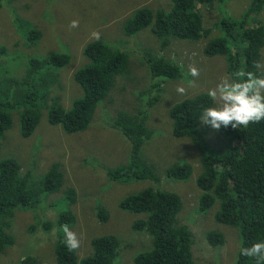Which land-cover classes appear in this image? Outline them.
Returning a JSON list of instances; mask_svg holds the SVG:
<instances>
[{
	"label": "trees",
	"instance_id": "1",
	"mask_svg": "<svg viewBox=\"0 0 264 264\" xmlns=\"http://www.w3.org/2000/svg\"><path fill=\"white\" fill-rule=\"evenodd\" d=\"M226 1L170 0L169 10L141 7L125 21L121 30L125 36L131 37L149 28L150 34L159 40L161 50L168 48L173 39L205 40L203 54L206 57H223L228 76L240 69L259 75L261 72L255 65L261 60L264 26L259 22L251 24L249 19L262 10L264 0H251L239 18H221L216 26L222 35L210 38L201 9H211L215 4ZM17 22L19 27L23 26ZM24 26L28 31L23 36L35 45L42 32L29 24ZM6 48L9 49L0 44V58L5 56ZM82 54L88 63L73 73V82L81 91V96L73 101L63 91L54 92L55 89H63L59 71L71 62L67 53L29 57L26 67L19 68L17 76H10L7 72L0 76V142L12 127L14 117L19 122L21 136H31L43 110L47 111V122L60 126L67 134L89 128L98 105L106 101L114 89L117 76L129 73V56L101 39L87 43ZM150 55L147 66L152 91L159 92L157 81L182 77V68L176 62L160 54ZM65 99L66 106L71 104L68 109L62 104ZM159 99L154 95L148 99L145 110H138L135 114L118 111L113 118L110 127L125 138L130 153L129 161L107 167L106 179L108 177L124 185L134 181L160 182L155 166L141 155L142 146L152 135L146 123L147 109L156 106ZM210 106L212 102L207 92L174 103L168 109L171 135L175 139H189L199 150L201 173L196 186L201 194L198 212H208L217 201L214 221L219 226L235 229L239 236L240 245L234 264H255L251 258L237 257L241 246H250L264 239V120L250 123L246 128L221 127L218 131L226 144L221 148H210L205 141L209 127L198 120L201 110ZM34 170L35 167H31L23 171L20 163L11 157L0 159V255L14 244L8 230L15 211L36 209L47 196L62 190L67 208L58 213L54 222L46 221L41 226L37 221L29 230L33 232L39 225L44 232L54 233V241L48 242L51 251L54 250L55 264H113L119 247L114 234L93 238L91 254L82 259H78L76 249L68 250L62 226L70 228L76 221V215L69 208L76 202L75 185H67L63 165L59 162L50 164L38 179L33 178ZM191 174L192 166L185 161L173 163L164 171L167 178L177 181H186ZM107 181L103 182L106 187L109 186ZM119 208L130 214L143 215L132 222L131 228L144 231L151 237V248L134 256L133 264H195L191 250L193 233L179 221L182 201L177 194L146 187L126 194L120 200ZM95 216L100 222H106L109 213L98 205ZM205 237L211 246L224 242V235L219 230H210ZM21 264L37 262L35 258L27 257Z\"/></svg>",
	"mask_w": 264,
	"mask_h": 264
},
{
	"label": "rangeland",
	"instance_id": "2",
	"mask_svg": "<svg viewBox=\"0 0 264 264\" xmlns=\"http://www.w3.org/2000/svg\"><path fill=\"white\" fill-rule=\"evenodd\" d=\"M250 1L228 0L223 4H215L211 9H201L204 27L210 30L209 37L221 36L217 22L224 16L239 18ZM0 3V44L9 47L6 48L5 56L0 58V76L4 72L17 76L19 68L24 67L29 57L67 53L71 56V62L59 71L63 89H55L54 92L63 91L73 101L81 96V91L72 76L88 63L82 50L87 43L97 39L93 33L99 35L98 39L129 56V73L117 76L114 89L109 98L98 105L88 129L67 134L60 126L50 125L47 111L43 110L31 136H21L19 122L14 117L12 127L0 142V159L3 156L15 159L23 171L35 167L32 173L34 179L41 177L53 162L63 165L67 185H75L76 190V202L69 207L76 215V221L69 230L79 240V247L76 248L78 259L91 254L90 242L93 238L108 234L116 235L119 240L118 255L113 264H133L134 256L149 250V234L131 228L132 222L143 215L121 210L120 213L126 216V223L122 225L123 220L114 215V207L126 194L151 187L173 192L180 197L182 210L178 218L193 233L191 250L195 264H234L240 245L239 236L235 229L219 226L214 221L213 213L218 210L217 201L208 212H198V197L201 194L196 186V179L201 173L199 150L189 139L172 137L168 117V109L174 103L207 92L229 77L224 58L219 55L206 57L203 54L205 40L173 39L168 48L161 50L159 40L150 34L149 28L131 37L123 34L121 29L135 10L141 7L169 10L170 0H1ZM16 19L23 24L22 27L18 26ZM73 21L76 22L75 27L72 26ZM249 22H259L264 26V4ZM25 24L42 32L41 39L35 45L23 36L28 31ZM150 54H160L176 62L182 68V77L172 81H157L160 90L152 91L147 66V57L152 56ZM191 68H196L199 75L192 77L189 74ZM259 70L264 73V46ZM178 87H183L184 93H179ZM154 95H158L160 101L147 109L146 123L152 135L142 146L141 155L155 166L160 182L134 181L127 185L117 184V187L107 190L103 184L107 181V167L129 161L130 153L128 142L110 127V123L118 111L135 114L138 110H145L146 106L148 108V99ZM64 101L63 106L70 108L71 104L65 105L67 99ZM205 141L208 147L215 149L226 144L219 131L210 127ZM184 161L192 166V174L186 181L172 180L164 175L168 166ZM84 183L88 185L87 191L80 188ZM62 198L61 190L47 196L36 209L15 211L8 230L14 244L0 255V264H21L27 257L35 258L37 264H55L54 250L51 251L48 242L54 241V233L44 232L41 226L46 221L54 222L58 213L67 208ZM98 205L109 212L107 222H94ZM37 221L41 226L35 225V230L30 231L29 228ZM210 230L222 232L224 242L211 246L205 237Z\"/></svg>",
	"mask_w": 264,
	"mask_h": 264
},
{
	"label": "clouds",
	"instance_id": "3",
	"mask_svg": "<svg viewBox=\"0 0 264 264\" xmlns=\"http://www.w3.org/2000/svg\"><path fill=\"white\" fill-rule=\"evenodd\" d=\"M73 27L76 22L73 21ZM99 38L97 33H93ZM255 67L259 68L257 63ZM192 77L199 75L196 68L189 69ZM179 93H184L183 87H178ZM207 96L212 106L201 110L198 120L204 126L219 130L221 127H247L250 123L264 120V73L257 75L251 71L240 69L233 75L224 78L214 88L207 91ZM65 234V241L68 250L79 247V240L76 234L69 230L67 225L62 226ZM239 256L251 258L255 264H264V239L259 240L250 246H241Z\"/></svg>",
	"mask_w": 264,
	"mask_h": 264
},
{
	"label": "flooded vegetation",
	"instance_id": "4",
	"mask_svg": "<svg viewBox=\"0 0 264 264\" xmlns=\"http://www.w3.org/2000/svg\"><path fill=\"white\" fill-rule=\"evenodd\" d=\"M107 179H108V177H107ZM110 179V178H109ZM108 179V184H110V186H107V190H110V189H112V188H115V186L117 187L118 185H117V183L114 181V180H112V179H110L109 180ZM80 187L82 188V190H88V185L86 184V183H84V184H82V185H80ZM120 208H119V204H117L115 207H114V215H115V217L117 218V219H120V220H123V223H122V225H125V223H126V216L123 214L122 215V213H120L121 212V209L119 210ZM109 213V212H108ZM109 219V218H108ZM108 219L106 220V222L108 221ZM96 223H101L97 218L94 220Z\"/></svg>",
	"mask_w": 264,
	"mask_h": 264
}]
</instances>
